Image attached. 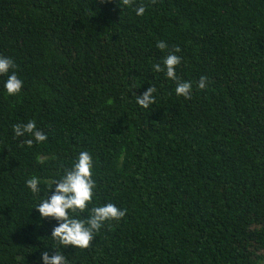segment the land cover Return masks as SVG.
<instances>
[{
	"label": "trees",
	"instance_id": "trees-1",
	"mask_svg": "<svg viewBox=\"0 0 264 264\" xmlns=\"http://www.w3.org/2000/svg\"><path fill=\"white\" fill-rule=\"evenodd\" d=\"M170 52L188 99L153 70ZM0 56L24 81L9 96L0 76V264L54 246L68 264H264V0H0ZM30 120L46 141L15 136ZM81 151L96 187L77 217L126 210L86 249L52 240L56 221L33 209L49 187L26 186Z\"/></svg>",
	"mask_w": 264,
	"mask_h": 264
},
{
	"label": "clouds",
	"instance_id": "clouds-1",
	"mask_svg": "<svg viewBox=\"0 0 264 264\" xmlns=\"http://www.w3.org/2000/svg\"><path fill=\"white\" fill-rule=\"evenodd\" d=\"M131 2L132 0H124L125 5ZM144 13L143 5L136 8L138 16ZM156 46L161 50L167 49V44L163 41H159ZM175 51L178 52L179 49ZM180 62L181 58L175 52H170L163 58V66L159 63L154 64L153 70L164 72L168 79L176 81L175 94L188 99L192 92V84L181 81L177 77L176 68ZM14 69L13 59L0 56V76H7V79L3 81V87L9 96L17 95L24 84ZM206 80V77L200 78L198 84L200 89L206 87ZM156 92L157 88L151 85L142 95L136 96V103L143 108H148L155 103ZM13 131L16 137H28L25 139L28 146H32L34 142L42 143L47 140V135L37 128L34 120L14 125ZM93 163L92 155L88 151H81L74 159L71 168L66 169L59 179L42 181L39 177L32 176L26 180V186L33 194L41 192L42 183L48 185L47 195L41 198L33 209L39 213L41 221L49 218L56 221L50 237L60 246L86 249L106 221L119 220L126 215V210H122L114 203H107L90 209L86 218L77 217L76 213L87 209L94 197L93 190L96 183L93 179ZM51 249H55L53 254L50 255L49 250L45 249L40 253L35 264H68L67 257L60 247L54 246Z\"/></svg>",
	"mask_w": 264,
	"mask_h": 264
}]
</instances>
